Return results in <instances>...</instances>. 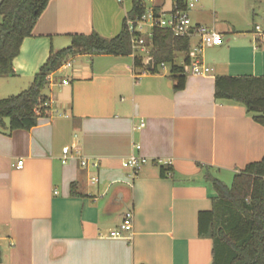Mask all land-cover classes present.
Masks as SVG:
<instances>
[{"label": "crops", "instance_id": "0c3cea01", "mask_svg": "<svg viewBox=\"0 0 264 264\" xmlns=\"http://www.w3.org/2000/svg\"><path fill=\"white\" fill-rule=\"evenodd\" d=\"M241 1L256 11L255 0ZM143 3L162 14L175 9V0L169 9L164 0ZM132 7V0L129 8L124 0H51L14 60L16 75L1 78L25 91L52 50L74 35L118 36ZM190 16L223 36L202 54L212 76L187 73L177 92L170 75L139 73L133 56H76L51 75L49 110L38 126L0 132L1 264H213V242L198 234L199 214L213 209L216 196L207 176H235L264 157V127L243 106L216 101L215 81L264 77V43L254 29L222 27L203 5ZM198 42L193 37L191 48ZM58 106L64 115L56 116ZM133 155L148 159L134 176L122 166ZM129 211L132 236L114 238Z\"/></svg>", "mask_w": 264, "mask_h": 264}, {"label": "trees", "instance_id": "16d2710c", "mask_svg": "<svg viewBox=\"0 0 264 264\" xmlns=\"http://www.w3.org/2000/svg\"><path fill=\"white\" fill-rule=\"evenodd\" d=\"M51 0H3L0 4V78L16 75L14 60L20 55L25 39L32 36L35 25ZM128 16L135 19L144 12L143 0H132ZM186 0H175L174 11H185ZM157 12V11H156ZM124 20L121 33L104 38L94 32L74 35L71 44L51 54L34 77L31 86L19 95L0 100V127L8 132L32 130L49 110L46 95L49 77L57 73L71 58L80 55L134 57V68L158 74L162 65L171 66L170 78L175 91L186 87V70L191 39L176 37L171 31L154 28L149 57L152 69L143 56L134 52L132 34ZM180 56L185 58L178 65ZM215 99L243 106L253 120L264 127V77H217ZM7 121V123H6ZM162 168V175L165 176ZM216 196L213 209L200 212L198 234L213 242V264H264V157L250 163L234 176L231 187L207 176ZM75 184L72 195L76 196Z\"/></svg>", "mask_w": 264, "mask_h": 264}, {"label": "built area", "instance_id": "2783aa9c", "mask_svg": "<svg viewBox=\"0 0 264 264\" xmlns=\"http://www.w3.org/2000/svg\"><path fill=\"white\" fill-rule=\"evenodd\" d=\"M120 3L123 0H118ZM151 2L152 0H147ZM198 0H188L185 11H173L170 14H162L156 12L153 7H147L143 3L144 12L141 16H137L135 19L127 17L126 25L128 31L132 34V45L134 52L146 54L147 59L144 61L148 66L151 58L149 57L152 48V30L154 28H160L171 31L176 37L190 38L198 37V44L190 49L188 54L189 64L185 67L186 74H190L198 77L212 76L214 70L209 65L205 64L202 60V54L207 47L221 46L223 44V36L217 32L214 28H210L206 25H195L191 19L190 12L196 7ZM255 39L258 42L264 43V30L260 26L255 27L254 31ZM71 67V63L68 61L62 68ZM165 69V65L161 66ZM61 68V69H62ZM52 83L51 76L48 78ZM70 81H63V85H68ZM145 127V123L142 122L136 126L137 130H141ZM139 151L140 146H136ZM64 158L63 164L68 162V156L71 153L70 148L63 150ZM148 163V159L137 155L131 156L129 159L122 162V166L132 172V175H137L138 172ZM82 165L86 166L87 161L83 160ZM24 161L20 160L17 164L18 169H22ZM93 168H99V164L96 162L92 165ZM94 183H98V178H93ZM134 214L129 211L125 214L123 223L118 230L113 233L114 238H130L133 234Z\"/></svg>", "mask_w": 264, "mask_h": 264}, {"label": "rangeland", "instance_id": "374dc122", "mask_svg": "<svg viewBox=\"0 0 264 264\" xmlns=\"http://www.w3.org/2000/svg\"><path fill=\"white\" fill-rule=\"evenodd\" d=\"M165 1V7L167 9L171 8L173 0H164ZM259 0H255L253 2L252 7H255L256 11L253 12V10H250L249 4L246 6L245 2L241 0H201L200 2L196 3V7L198 6H204L207 8V10L215 11L218 13V18L222 22V27H228L230 24H234L236 28L239 31H243L248 34L249 31L255 30L256 26H260L264 30V2L263 5L259 3ZM125 6L129 8L131 5V0H124ZM148 8L151 6V4H147ZM250 35V34H249ZM254 36V34L252 33ZM232 37L230 34H225L224 38L226 42L228 43V40ZM70 45L65 44V46L62 47L66 48ZM137 54L139 56H143L144 61L147 59V55L141 53V51H138ZM71 60V59H70ZM69 60V62L72 64V62ZM177 64H182V57H179L177 60ZM139 73H144L143 69L138 70ZM160 74L165 75H171V66H166L165 69L162 67L159 68ZM0 82H2V87L4 88L3 93L0 94V100L6 99L11 96L19 95L22 91L14 89V84L16 81L14 79L10 78H0ZM73 83V81H72ZM57 84V83H56ZM9 89V90H5ZM14 89V90H13ZM28 89V88H26ZM59 90V88H56ZM13 91V92H9ZM49 93V89L46 90V94ZM56 116L64 115L63 109L58 106L55 108ZM7 123V121H6ZM0 132H6L2 127H0ZM96 173V172H95ZM94 177H98L97 174L94 175ZM218 179H220L224 184L231 187L234 180L233 174H222L221 176H218ZM6 264V263H5Z\"/></svg>", "mask_w": 264, "mask_h": 264}, {"label": "water", "instance_id": "95a60500", "mask_svg": "<svg viewBox=\"0 0 264 264\" xmlns=\"http://www.w3.org/2000/svg\"><path fill=\"white\" fill-rule=\"evenodd\" d=\"M152 66H153V62H152V60L149 62V64H148V69L150 70V69H152ZM1 252H0V264L2 263V257H1Z\"/></svg>", "mask_w": 264, "mask_h": 264}]
</instances>
